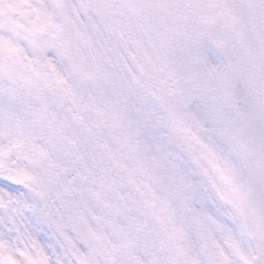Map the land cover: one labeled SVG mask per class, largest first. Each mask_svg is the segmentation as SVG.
<instances>
[{
	"label": "snow or ice",
	"instance_id": "6c2138e0",
	"mask_svg": "<svg viewBox=\"0 0 264 264\" xmlns=\"http://www.w3.org/2000/svg\"><path fill=\"white\" fill-rule=\"evenodd\" d=\"M111 0H38L0 29V264H151L125 255L144 236L133 181L99 153L84 94L105 95L107 62L136 48L151 55ZM132 89L133 82H128ZM221 251L202 264H264V231L243 233L207 204Z\"/></svg>",
	"mask_w": 264,
	"mask_h": 264
},
{
	"label": "rangeland",
	"instance_id": "374dc122",
	"mask_svg": "<svg viewBox=\"0 0 264 264\" xmlns=\"http://www.w3.org/2000/svg\"><path fill=\"white\" fill-rule=\"evenodd\" d=\"M213 1L111 0L138 9L112 11L153 50L148 57L136 48L123 51L117 66L109 58L107 95L98 82L84 94L96 130L92 142L99 153L107 142L112 165L134 182L122 192L133 194L145 219L143 238L123 254L143 261L147 252L151 264H202L221 251L203 220L208 203L245 233L239 213L247 187L242 129L225 63L207 36L210 24L232 35L237 0ZM30 2L38 0H0V29L13 17L26 20L22 9Z\"/></svg>",
	"mask_w": 264,
	"mask_h": 264
},
{
	"label": "water",
	"instance_id": "95a60500",
	"mask_svg": "<svg viewBox=\"0 0 264 264\" xmlns=\"http://www.w3.org/2000/svg\"><path fill=\"white\" fill-rule=\"evenodd\" d=\"M253 16L259 24L244 27L243 21ZM235 21L241 45L225 58L233 76L231 95L243 126L242 148L250 184L240 212L245 231L250 233L264 231V0H240ZM250 26L256 32L247 31ZM255 34L258 43L252 41ZM212 44L227 49V40L218 36H212Z\"/></svg>",
	"mask_w": 264,
	"mask_h": 264
}]
</instances>
